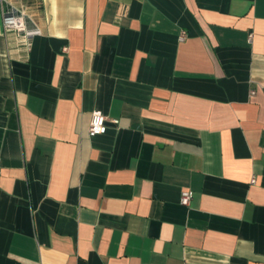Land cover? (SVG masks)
<instances>
[{
  "label": "crops",
  "instance_id": "1",
  "mask_svg": "<svg viewBox=\"0 0 264 264\" xmlns=\"http://www.w3.org/2000/svg\"><path fill=\"white\" fill-rule=\"evenodd\" d=\"M0 264H264V0H0Z\"/></svg>",
  "mask_w": 264,
  "mask_h": 264
},
{
  "label": "built area",
  "instance_id": "2",
  "mask_svg": "<svg viewBox=\"0 0 264 264\" xmlns=\"http://www.w3.org/2000/svg\"><path fill=\"white\" fill-rule=\"evenodd\" d=\"M29 17L22 10H18L11 5H7L2 11V24L4 29L15 31L20 37L29 40L32 36L38 33L36 27H30ZM251 38V34H250ZM66 50V47L64 48ZM106 117L99 111L94 110L91 113L90 121L88 125V135L93 137L101 135L106 132L105 125ZM192 199V192L189 190H183L180 193V204L187 206Z\"/></svg>",
  "mask_w": 264,
  "mask_h": 264
}]
</instances>
